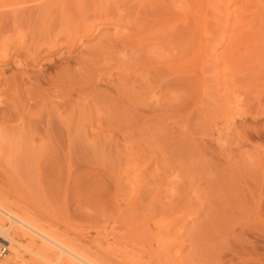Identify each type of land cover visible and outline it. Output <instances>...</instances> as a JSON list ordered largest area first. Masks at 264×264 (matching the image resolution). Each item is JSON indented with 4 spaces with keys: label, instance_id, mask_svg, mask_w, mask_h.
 <instances>
[{
    "label": "rangeland",
    "instance_id": "obj_1",
    "mask_svg": "<svg viewBox=\"0 0 264 264\" xmlns=\"http://www.w3.org/2000/svg\"><path fill=\"white\" fill-rule=\"evenodd\" d=\"M203 1L0 0V192L140 264H264V0Z\"/></svg>",
    "mask_w": 264,
    "mask_h": 264
},
{
    "label": "bare ground",
    "instance_id": "obj_2",
    "mask_svg": "<svg viewBox=\"0 0 264 264\" xmlns=\"http://www.w3.org/2000/svg\"><path fill=\"white\" fill-rule=\"evenodd\" d=\"M198 3L197 13L202 16L198 17L206 19L203 13L205 14V4H208V1L199 0ZM197 23L202 32L203 24L201 26V21ZM48 217L26 203L21 205L11 202L9 193L2 190L0 245L4 246L8 253L0 257V264H12L18 260L24 264H140L136 261L138 258L135 240L125 237L127 233L117 230L119 228L109 227L107 230L103 227V231L102 228L101 232L96 230L95 235L90 238L83 235L82 230L54 223L56 220L51 221V217Z\"/></svg>",
    "mask_w": 264,
    "mask_h": 264
},
{
    "label": "built area",
    "instance_id": "obj_3",
    "mask_svg": "<svg viewBox=\"0 0 264 264\" xmlns=\"http://www.w3.org/2000/svg\"><path fill=\"white\" fill-rule=\"evenodd\" d=\"M6 251L7 249L4 246L0 245V257L3 256L6 253Z\"/></svg>",
    "mask_w": 264,
    "mask_h": 264
}]
</instances>
